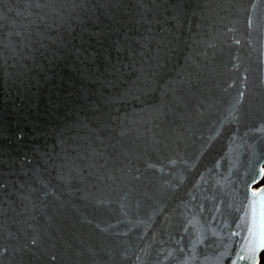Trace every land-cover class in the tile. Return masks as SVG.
Masks as SVG:
<instances>
[{"label":"water","instance_id":"water-1","mask_svg":"<svg viewBox=\"0 0 264 264\" xmlns=\"http://www.w3.org/2000/svg\"><path fill=\"white\" fill-rule=\"evenodd\" d=\"M264 0H0V264H258Z\"/></svg>","mask_w":264,"mask_h":264},{"label":"trees","instance_id":"trees-1","mask_svg":"<svg viewBox=\"0 0 264 264\" xmlns=\"http://www.w3.org/2000/svg\"><path fill=\"white\" fill-rule=\"evenodd\" d=\"M261 184H264V178H263V181L261 182ZM258 264H264V251L260 254Z\"/></svg>","mask_w":264,"mask_h":264}]
</instances>
